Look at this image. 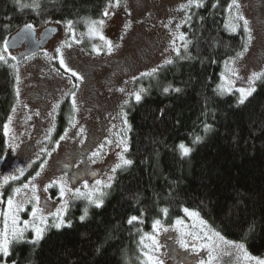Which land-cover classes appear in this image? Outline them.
<instances>
[{"label": "trees", "instance_id": "trees-1", "mask_svg": "<svg viewBox=\"0 0 264 264\" xmlns=\"http://www.w3.org/2000/svg\"><path fill=\"white\" fill-rule=\"evenodd\" d=\"M112 1H46L33 10L0 0V42L27 24L41 27L49 21L78 23L101 17ZM229 1L204 0L185 31L187 50L136 80L144 92L139 102L127 105V159L132 163L116 171L103 206L92 208L81 222L82 206L74 205L68 217L71 227L47 231L34 249H14L18 264H141L140 228L161 217L171 222L182 216L183 208L199 212L226 239L244 243L250 254L264 256V78L242 105L234 94H218L223 63L245 46L241 33L230 34L225 28ZM15 98L14 72L0 68V162ZM72 115L65 100L49 147L64 135ZM205 125L210 126L207 132ZM196 136L201 141L194 144ZM180 143L193 149L189 156H181ZM43 160L30 167L28 176ZM131 216L138 220L129 224Z\"/></svg>", "mask_w": 264, "mask_h": 264}, {"label": "rangeland", "instance_id": "rangeland-1", "mask_svg": "<svg viewBox=\"0 0 264 264\" xmlns=\"http://www.w3.org/2000/svg\"><path fill=\"white\" fill-rule=\"evenodd\" d=\"M46 1L56 0H35L39 6ZM21 3L31 4L33 0H21ZM187 3L188 0H119L117 7L116 0H113L110 3L112 6L105 10L108 12L107 16L103 13L95 19L86 18L72 23V31H69L67 23L49 21L44 26L33 27L37 40L40 41V34L47 28L55 29L57 33L40 52L19 59L17 57L25 47L16 52H5V42L25 26L0 42V53L6 61H0V68L9 67L14 72L16 97L5 124L7 150L0 162V200L3 201L0 203V212L6 210L7 198L16 188H20L21 192L15 196V200L23 202L26 209L20 213V217L22 220L31 219L30 210L34 203L32 185H35V194L46 212L55 211L65 200L68 202L66 221L71 208L76 204L82 206V214L85 207L88 208V213L95 207L85 199L74 197L73 193L76 189L87 192L96 187L97 180L107 183L110 175L115 177L118 169L115 172L111 169L119 163L117 154L122 151L117 142L125 137V133L129 149L130 131L124 120L130 125L127 105L137 102L134 93L140 89L136 87V80L148 76L146 73L152 75L153 69L158 70L166 65V60H173L177 54L174 47L179 51L184 48L177 36L183 33L187 40L185 31L192 12L197 9L190 7L181 10V6ZM230 3L231 0L224 8L225 22L233 19L239 27L235 33L226 30L230 34L241 33L245 38V46L240 57L236 55L226 61L228 67L234 68L238 73V76L230 75L229 78L234 81L235 88H247L248 77L253 72H264V0H238L239 9L233 8L229 13ZM237 13L249 22L252 37L250 43L243 21L234 19ZM99 20H103L104 24L97 27L111 41V50L99 36L89 35L90 23ZM57 48L60 49L59 53ZM61 54L71 71H65L60 66ZM71 72H75L79 78L72 76ZM222 74H226L225 63L222 65L218 86L223 82ZM258 82L259 80L256 81L255 88ZM230 94L239 98L235 89ZM142 95L143 92L141 97ZM225 95L229 94H223ZM65 100H68L73 110L71 123L62 136L64 138L49 147L58 108ZM94 152L99 155L93 156ZM123 155L127 159V152ZM43 156L44 160L37 171L40 175L36 176V172L33 176H28L30 167ZM13 176L16 179H11ZM4 177H9L7 184L4 183ZM53 181L57 183L53 184ZM25 184L29 188L25 189ZM49 184L52 187L45 191ZM60 184L72 190L65 192L63 200L60 198ZM100 187L106 193L108 188H103L102 185ZM104 199L105 196L103 201ZM177 219L184 221L185 230H194L191 227L193 220L184 212ZM177 219L171 222L164 217L157 219L161 221V227L155 233L152 225L156 220L148 227L140 228L137 252L141 264H145L144 253L148 250L141 245L140 240L146 234L154 235L158 240L159 250L153 254L162 264H198L199 260H207L206 250H199V255L191 250V237H184L190 245L187 252L180 247V232L175 224ZM51 229L54 228L49 230ZM145 243L151 244V241L146 239ZM225 251L232 252V255H224ZM218 256L219 259L214 264H242L233 248L223 246Z\"/></svg>", "mask_w": 264, "mask_h": 264}, {"label": "snow or ice", "instance_id": "snow-or-ice-1", "mask_svg": "<svg viewBox=\"0 0 264 264\" xmlns=\"http://www.w3.org/2000/svg\"><path fill=\"white\" fill-rule=\"evenodd\" d=\"M15 3L21 8H31L35 10L39 7V5L33 0V3H21V0H15ZM109 6H112L111 4ZM116 6H119V0H116ZM204 6V0H188V3L186 5L181 6V10L184 8H190V7H196L201 8ZM216 5H213L215 7ZM240 5L238 3V0H231V3L228 5V11L231 13L233 8L239 9ZM104 15L107 16L108 12L105 11ZM190 19V17H189ZM235 20L243 21V28L245 33L248 34V43L251 42V30L248 27L249 22L239 13L236 14L234 17ZM104 21H92L89 25V35L93 36H99L101 40L107 44L109 50L112 48L111 41H108L102 33L99 31L97 25L103 26ZM67 27L69 31H72V22H67ZM239 27L238 24L233 22V19H229L225 23V28L228 29L230 32L235 33L237 31V28ZM26 29H33L32 24L25 25ZM177 39L183 42V46L185 50H187L188 43L190 41H187L185 39V36L183 33H180L177 36ZM176 51L177 55L179 56V49L175 48L173 49ZM247 50V47H245V51ZM4 51H8L7 42H5V48ZM56 51L59 53L60 49L57 48ZM242 54L237 53V56L240 57ZM12 59H15V57H12ZM0 61H5V57L2 53H0ZM6 62V61H5ZM166 64H171L172 60H166ZM60 66L65 68V71H71L67 68L65 65V62L63 60L62 54L60 58ZM225 69L226 74H222L221 80L223 81L218 86V94H230L233 89H235L236 92L239 93L238 98V104H244L245 101L256 91L255 83L257 80H260L261 78H264V72H253L250 77H248V83L249 87L243 88H235L234 81H232L229 76H238V73L234 68L228 67V62H225ZM157 69H153L152 72L155 73ZM72 76H77L75 72H71ZM145 75H149V73H146ZM77 78H79L77 76ZM19 78L17 77V80ZM123 91V89H121ZM169 87L164 88V92H168ZM174 91L179 92L180 89L176 88ZM144 92V89L141 88L139 92L134 93L135 100L139 102L141 100V93ZM125 103H128L125 101ZM75 106V104H74ZM123 115V113H122ZM125 125L127 126V130L130 131V125H127V120H124ZM205 132L210 130L209 125H205ZM83 129H81V132ZM5 135H7V125H5ZM66 135V134H65ZM64 137H61L63 139ZM201 141V137L196 136L193 140V143H199ZM118 147H122V151L118 153V159L119 163H116L112 167V172H115L117 169H121L124 166L131 165L132 161L129 159H126L123 155V153L127 152L128 145H127V138L126 133L125 137L121 138L117 142ZM178 148L180 150L181 156H189L191 152L193 151L192 148L186 146L184 143H180L178 145ZM99 155L98 152H94L93 156ZM40 173L37 172L36 176H39ZM11 179H16L15 176L11 177ZM35 179V178H34ZM114 176L108 177V182L104 183L100 180L96 181V187L93 189L87 191V192H81L79 189H76L73 193L74 197L76 198H82L87 200L89 205H94L95 207L99 208L103 206V197L106 195L104 191L101 190V185L103 188H110L111 187V181L114 180ZM9 180V177H4V183L7 184ZM53 184L57 183V181H53ZM25 189L29 188L28 184H25L23 186ZM49 187H52V184H49L45 187V191L48 190ZM87 188V185H85ZM32 191V201L34 203L32 204L31 210H30V217L31 219H21L20 213L24 212L26 209L24 207L23 202H17L15 200V196L19 195L21 192L20 188H16L11 196L7 198L6 201V210L3 212H0V217H2V227H0V264H18V261L14 258L16 253L14 249L17 246L22 245H31L33 246V249L40 244L42 240H44L45 235L47 231L50 228L54 229H61L62 227H71V222L65 220V214L68 210V202L65 200L64 203L60 205V207L56 208L55 211H47L45 207L41 206L40 198L36 196V187L35 185L31 186ZM66 191H72L71 189H66L64 184H60V198L63 200L65 196ZM0 203H3L2 200H0ZM163 213L166 215L168 212V209L165 208L162 210ZM183 212L188 216L191 220H193V224L191 227L194 229L193 231H187L186 226L184 225V221L181 219H177L175 221V224L178 226L177 231L180 232V239L178 240V243L181 248H183L186 252L189 250V242L184 237H191L192 245L191 250L197 255H199V250H206L207 251V260H199L198 264H214L215 261L219 259L218 253L222 249L223 246H227L228 248H233L236 250L237 253V259L239 261H242V264H264V258L252 255L248 252V250L245 247L244 243H237L231 240H228L223 236L219 231H216L213 229L210 225L207 224V222L200 216L199 212L192 211L188 208H183ZM51 217V220L49 219ZM88 217V208L85 207L83 209V214L80 216V221L84 222L85 219ZM137 216H131L128 220L129 224H132L134 221H137ZM142 222V221H141ZM161 227V221L156 220L153 225L152 229L153 232H159ZM167 231V229H165ZM28 233H31V235H28ZM150 240L151 244H146L145 240ZM141 245L146 248L148 251L144 253L146 257L145 264H162V261L153 253L157 252L159 250V242L156 239V237L145 235L141 237L140 240ZM224 255L231 256L232 252L225 251Z\"/></svg>", "mask_w": 264, "mask_h": 264}, {"label": "water", "instance_id": "water-1", "mask_svg": "<svg viewBox=\"0 0 264 264\" xmlns=\"http://www.w3.org/2000/svg\"><path fill=\"white\" fill-rule=\"evenodd\" d=\"M57 33L55 29L47 28L43 30L39 36L40 41L37 40V33L35 30L23 28L17 34L12 36L7 41L8 51L16 52L23 46L24 51L19 54L20 57L31 56L35 52L42 50L48 44L50 39Z\"/></svg>", "mask_w": 264, "mask_h": 264}, {"label": "bare ground", "instance_id": "bare-ground-1", "mask_svg": "<svg viewBox=\"0 0 264 264\" xmlns=\"http://www.w3.org/2000/svg\"><path fill=\"white\" fill-rule=\"evenodd\" d=\"M13 36H14V35H13ZM11 37H12V36H11ZM40 51H41V50H40ZM37 52H38V51H37ZM35 53H36V52H35ZM35 53H34V54H35ZM34 54H33V55H34ZM31 56H32V55H31Z\"/></svg>", "mask_w": 264, "mask_h": 264}, {"label": "flooded vegetation", "instance_id": "flooded-vegetation-1", "mask_svg": "<svg viewBox=\"0 0 264 264\" xmlns=\"http://www.w3.org/2000/svg\"><path fill=\"white\" fill-rule=\"evenodd\" d=\"M38 52H40V51H38ZM38 52H36V53H38ZM36 53H35V54H36Z\"/></svg>", "mask_w": 264, "mask_h": 264}]
</instances>
